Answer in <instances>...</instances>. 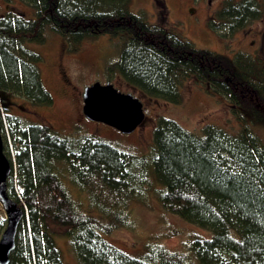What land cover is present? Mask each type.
<instances>
[{"label":"trees","instance_id":"1","mask_svg":"<svg viewBox=\"0 0 264 264\" xmlns=\"http://www.w3.org/2000/svg\"><path fill=\"white\" fill-rule=\"evenodd\" d=\"M18 1L32 19L23 12L0 17V126L13 169L7 194L24 212L9 264H64L58 238L69 242L78 264H264V142L254 131L264 126V61L198 49L145 12L133 13L132 0ZM156 1L163 22L165 5ZM263 17L264 0H223L208 25L228 43ZM47 33L70 51L101 36L119 39L108 77L173 105L183 103L181 88L193 80L223 97L241 127L232 134L206 125L198 135L160 117L148 155L135 157L97 136L24 125L10 114L11 97L33 107L53 104L41 78L43 58L29 47L44 44ZM59 163L99 215L75 203ZM154 183L167 213L211 233L194 236L190 254L150 245L134 257L105 240L130 226V206ZM5 227L0 219V238Z\"/></svg>","mask_w":264,"mask_h":264},{"label":"rangeland","instance_id":"2","mask_svg":"<svg viewBox=\"0 0 264 264\" xmlns=\"http://www.w3.org/2000/svg\"><path fill=\"white\" fill-rule=\"evenodd\" d=\"M156 2L132 0L130 8L133 13L145 12L151 23L164 25L193 42L198 49L230 58L236 52L243 51L264 61V17L226 43L208 25L210 17L221 7L223 0H163L166 8L162 12L165 13L162 15L163 22L159 18ZM20 12L28 18L34 17L32 11L18 0H0V17L6 13ZM46 36L44 44H31L29 47L43 58L39 66L41 78L53 97V104L50 107H33L23 98L11 97V105H7L10 114L19 118L24 125L34 123L47 126L64 137L78 134L97 136L135 157L148 155L153 145V130L160 117L172 119L198 135L206 125L224 128L232 134L237 133L241 127V122L232 114L230 105L223 97L209 93L206 87L193 80L181 88L183 103L173 105L142 94L118 75L108 77L105 67L117 61L119 39L101 36L94 41H85L78 51H70L60 36L53 33H47ZM97 82L102 85L111 83L119 92L139 99L144 106V124L132 134L124 135L103 123L88 120L83 114V93ZM1 116L5 120L3 112ZM254 131L264 142V126H257ZM55 166L75 203L89 213L99 215L89 204V197L72 183L66 166L62 163ZM146 189L143 199L130 206V226L117 228L112 234L104 235L108 243L131 256L139 257L150 245L164 247L170 252L190 254L189 245L194 236L211 237V233L167 213L154 192L158 189L156 183L151 189ZM0 219L6 224L2 205ZM56 243L64 264H78L66 239L58 238Z\"/></svg>","mask_w":264,"mask_h":264},{"label":"water","instance_id":"3","mask_svg":"<svg viewBox=\"0 0 264 264\" xmlns=\"http://www.w3.org/2000/svg\"><path fill=\"white\" fill-rule=\"evenodd\" d=\"M83 114L93 122L103 123L124 135H130L145 122L144 106L131 94L119 92L111 83H95L83 93ZM13 169L4 153L0 126V205L6 214V227L0 238V264H9L15 250L18 229L24 212L7 194V182Z\"/></svg>","mask_w":264,"mask_h":264}]
</instances>
